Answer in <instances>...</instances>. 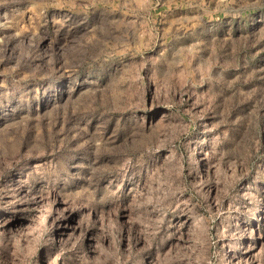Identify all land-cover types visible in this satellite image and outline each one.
Segmentation results:
<instances>
[{
	"label": "rangeland",
	"instance_id": "rangeland-1",
	"mask_svg": "<svg viewBox=\"0 0 264 264\" xmlns=\"http://www.w3.org/2000/svg\"><path fill=\"white\" fill-rule=\"evenodd\" d=\"M0 264H264V0H0Z\"/></svg>",
	"mask_w": 264,
	"mask_h": 264
}]
</instances>
